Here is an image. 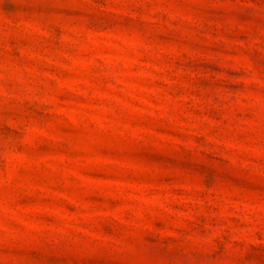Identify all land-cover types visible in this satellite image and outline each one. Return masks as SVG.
Here are the masks:
<instances>
[{"label":"rangeland","instance_id":"obj_1","mask_svg":"<svg viewBox=\"0 0 264 264\" xmlns=\"http://www.w3.org/2000/svg\"><path fill=\"white\" fill-rule=\"evenodd\" d=\"M0 264H264V0H0Z\"/></svg>","mask_w":264,"mask_h":264}]
</instances>
